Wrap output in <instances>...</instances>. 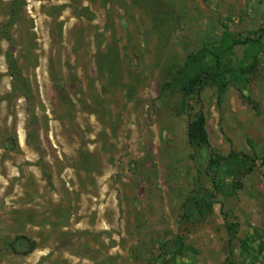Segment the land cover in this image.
<instances>
[{
	"label": "rangeland",
	"instance_id": "1",
	"mask_svg": "<svg viewBox=\"0 0 264 264\" xmlns=\"http://www.w3.org/2000/svg\"><path fill=\"white\" fill-rule=\"evenodd\" d=\"M260 30L264 0H0V264H264V39L223 95L165 87Z\"/></svg>",
	"mask_w": 264,
	"mask_h": 264
},
{
	"label": "trees",
	"instance_id": "2",
	"mask_svg": "<svg viewBox=\"0 0 264 264\" xmlns=\"http://www.w3.org/2000/svg\"><path fill=\"white\" fill-rule=\"evenodd\" d=\"M264 39V30L253 32L246 37H235L229 32H225L217 49L204 47L197 52L189 54L187 60L172 81L167 83L165 87L171 90H177L186 97L199 96L204 86L214 85L218 92L223 95L227 92L232 83H247L249 76L253 73L255 65L248 66L247 63L259 60V53L256 46L261 44ZM238 46L245 47L243 58L237 64H233L232 57L235 55V48ZM212 59V63L208 60ZM10 69H12V77H17V66L13 59H9ZM187 137L191 148L197 152L209 145V133L207 130V118L203 112L198 114L189 124L187 129ZM241 159L239 153H232V160L247 161L250 159L247 155ZM264 164V156L262 158ZM213 162V161H212ZM211 165V164H210ZM247 171H251L248 169ZM17 240H26L11 245L13 251L18 252L20 249L28 248L25 252L30 254L35 250V244L25 237L17 238ZM182 246L178 249V253H182ZM176 252V254H177Z\"/></svg>",
	"mask_w": 264,
	"mask_h": 264
}]
</instances>
